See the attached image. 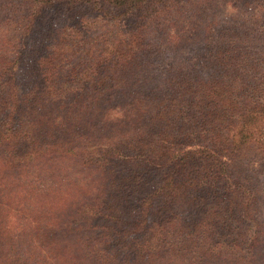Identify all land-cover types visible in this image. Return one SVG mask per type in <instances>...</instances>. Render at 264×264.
I'll return each mask as SVG.
<instances>
[{
  "label": "trees",
  "instance_id": "trees-1",
  "mask_svg": "<svg viewBox=\"0 0 264 264\" xmlns=\"http://www.w3.org/2000/svg\"><path fill=\"white\" fill-rule=\"evenodd\" d=\"M219 1L0 0V264H264V0Z\"/></svg>",
  "mask_w": 264,
  "mask_h": 264
},
{
  "label": "rangeland",
  "instance_id": "rangeland-1",
  "mask_svg": "<svg viewBox=\"0 0 264 264\" xmlns=\"http://www.w3.org/2000/svg\"><path fill=\"white\" fill-rule=\"evenodd\" d=\"M239 1L240 0H230V1L225 0V1H221V2L219 1L218 3H214L212 8H210L204 12V15H205L204 22L201 24L195 25V26H199V29L202 30V33H203L204 26L206 24H208V22H212L213 19L222 20L224 18L229 19V18H233L234 16H237L238 13L242 12V10L240 9L241 2H239ZM243 9H245V8H243ZM256 12H257V9L254 7V5L245 9V13H248L249 15L255 14ZM95 13H97V12H95ZM95 13H89V16H91V18L94 19L97 17V15H95ZM233 13H236V14L234 15ZM178 15L179 14L177 13L176 16H178ZM190 24H193V23L187 22V21L185 24L182 22H179L177 24L174 23L175 31L170 32V34H172L173 38H171V36H170V38H168L167 40H164L165 49L160 53V55H157L156 58H154V62L156 63L157 67H159L160 69H163V68L168 69L172 64H181V62H184V58L195 59V57L199 54V52H200L199 47L200 46H199V43L197 41V38L196 37L191 38L188 41H186V39H187V37H189V33H190V27H191ZM100 32H102V30H100ZM177 35H182L183 38L181 40H175L176 38L178 39L181 37V36H177ZM203 36H205V35H203V34L200 35V37H203ZM191 37H192V35H191ZM206 38H208V39L205 41V44H202L203 47L205 45L209 44V42H211V45L213 44L211 41V38H209L208 36H206ZM187 54L189 55V57H186ZM86 66H87V64H86ZM77 71H78V69L75 70V72H77ZM73 77L74 76H72V79H73ZM88 132H90V133L94 132V129H89ZM51 156H66V160L63 163L64 167H65L64 172H66V171L72 172V171H74V169H76V163L74 161V158L72 157L74 155H72V154L67 155V154H63V153H54ZM53 169L54 168H51L47 172H49V174H53L52 175L53 177H57V175L61 176L59 174L60 172L58 174H56ZM30 171H28V172H30ZM47 172L45 169V173H47ZM45 173L43 171V172H39L36 174L38 175V177L40 176L39 177L40 179H43L41 176H43ZM255 175H258V174H255ZM49 177H51V175ZM62 178H64V176ZM261 179H263V184H260L261 183L260 182L259 186L256 185V190L259 192L260 196H261L260 190H261V188H264V173L261 175L260 181H261ZM45 180L46 179H43L41 181L44 182ZM42 185L43 184H41V186ZM258 215H259V218L261 219V221L263 222V225H264V195L261 198V204H260Z\"/></svg>",
  "mask_w": 264,
  "mask_h": 264
}]
</instances>
